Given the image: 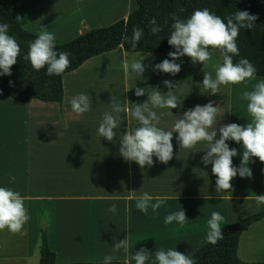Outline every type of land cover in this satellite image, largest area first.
Here are the masks:
<instances>
[{
  "label": "crops",
  "instance_id": "crops-1",
  "mask_svg": "<svg viewBox=\"0 0 264 264\" xmlns=\"http://www.w3.org/2000/svg\"><path fill=\"white\" fill-rule=\"evenodd\" d=\"M55 1L19 0L21 26L36 34L45 27L54 34L56 43H64L90 29L126 18L137 6L136 0H57L56 5ZM147 53L150 52H128L118 46L87 59L64 74L61 103L37 98L20 102L0 90V187L20 193L29 217L20 234L0 231V264H39L42 230L56 253V264L104 261L107 255L128 261L141 248L149 251V259H155V252L161 248L188 256L206 243L207 221L213 211L224 217L221 226L264 211V204L257 205L255 199L264 194V163L255 157L248 165L251 178L237 175L231 181V191L216 193L211 165L201 162L208 148L206 142L192 149H180L175 139L178 134L173 133V158L164 164L153 157V166L143 169L120 155L123 133L129 126H139L128 110L146 102L154 90L166 96L169 89L164 80L175 82L172 92L180 107L153 108L159 117L157 127L171 131L185 111L211 100L219 110L216 139L221 125L244 126L251 122L248 102L241 99V94L264 81V76H255L246 82L247 86L221 85L216 95H210V90L203 87V75L208 73L215 79L221 57L212 56L205 65L181 57L176 61L181 64V71L174 76L153 71L152 65L169 58L168 53H151L143 60L147 67L142 76L130 67L125 73L123 60L131 65ZM95 62L97 74L109 71V89L89 88L82 86L81 81L80 85L65 86L67 77H79L80 70ZM119 69L120 90L113 84L114 73ZM137 87L144 88L145 95L137 97ZM80 94L88 95L91 107L77 115L70 102ZM112 97L120 104L125 120H119L118 114L112 112ZM105 113L118 119L112 142L98 135ZM226 143L237 149L232 161L233 166L239 167L241 144L230 140ZM10 177H15L14 183H10ZM143 193L153 197L150 203H156L157 198L164 200L162 207L156 212L149 207L147 214L138 210L136 197ZM210 193L215 199H207ZM113 203L117 205L115 213L108 211ZM181 209L188 219L183 225L175 221L164 223L167 215ZM125 237L128 252L114 253V243ZM237 251L243 261L264 262V217L241 233Z\"/></svg>",
  "mask_w": 264,
  "mask_h": 264
},
{
  "label": "clouds",
  "instance_id": "clouds-1",
  "mask_svg": "<svg viewBox=\"0 0 264 264\" xmlns=\"http://www.w3.org/2000/svg\"><path fill=\"white\" fill-rule=\"evenodd\" d=\"M258 19L256 15H250L247 11H235L233 15L227 17V22L221 17L211 13L207 8L195 10L190 17L180 18L172 16L171 32L167 39L168 44L174 51L168 53V57L162 62L152 65L153 71H159L171 75H176L181 71V64L176 63L181 57L187 56L193 64L201 63L205 65L212 59V51H217L222 56V63L216 66L215 79L211 74L204 73L203 87L210 90V95H216L221 85L245 84L255 78L256 69L247 59H240L234 63L233 57L239 55L237 47V37L241 29L251 30ZM150 33L155 35L162 31V27L157 24L155 18L149 21ZM29 44V51L24 59L30 61L32 68L36 71L46 68L49 76H58L69 67V53L58 52L55 48L54 34L44 30ZM10 25L0 23V76H10L11 67L17 63L20 56V46L14 36L9 35ZM143 35V29L133 28V35L130 43L133 48L137 47ZM151 56L147 53L129 65L127 59L123 60L125 73L131 71L138 76L146 70L143 60ZM12 81H9L10 86ZM163 84L169 89L167 95H163L159 90H154L146 102L135 104L129 109L130 115L138 122V127H127L120 140L119 153L126 161H134L141 169L145 166H153V157L160 163L167 164L173 158V133L178 135L180 149H192L200 142H206L208 148L201 157L203 165H211V173L216 177L215 192L231 191V181L237 175L241 178H251V169L248 165L252 158H257L264 163V81L253 86L252 91H244L241 99L247 101V112L251 117V122L246 125L229 123L221 125L217 136L216 117L217 106H213V101L201 106L196 105L188 109L179 116L171 131H165L159 127V117L153 108L176 109L180 107L177 97L173 94L175 82L164 80ZM137 97L145 95L144 88L135 89ZM71 109L77 115H82L90 110L88 95L80 94L71 100ZM151 105V107L149 106ZM112 112L120 113L122 108L115 98H111ZM173 115L172 112L169 113ZM118 127V119L111 113H105L103 122L99 125L98 135L112 142L116 137L114 129ZM209 129H214L209 131ZM233 141L242 146L241 162L239 167L233 166L232 158L237 156V149L230 148L226 141ZM15 182V177H10V183ZM153 197L148 193H143L136 197V208L147 214L151 207L156 212L162 207L164 200L157 198L156 203H150ZM207 199H215L211 193ZM257 205L264 204V194L256 195ZM117 205L111 204L108 211L115 213ZM29 219L24 199L19 192L10 188L0 187V231L7 229L12 234H20L24 224ZM184 210H180L167 215L164 223L171 224L173 221L183 225L187 221ZM224 217L213 211L211 218L207 221L208 231L206 242L215 245L223 239L221 222ZM129 250V242L126 237L113 245V252ZM116 259L114 255L104 257V264H111ZM135 264H146L149 260V251L141 248L131 257ZM153 264H195L194 260L186 254L175 249L160 250L155 252Z\"/></svg>",
  "mask_w": 264,
  "mask_h": 264
},
{
  "label": "trees",
  "instance_id": "trees-1",
  "mask_svg": "<svg viewBox=\"0 0 264 264\" xmlns=\"http://www.w3.org/2000/svg\"><path fill=\"white\" fill-rule=\"evenodd\" d=\"M18 3L19 0H0V23L10 25L9 35L15 37L21 49L17 63L11 67V75L0 76V90L16 101L25 102L37 98L61 103L64 74L77 69L87 59L118 46H122L128 52L174 51L175 49L167 42L172 30V16L176 15L184 19L190 17L195 10L205 8L225 22L235 11H247L250 15L258 17L251 30H240L236 40L239 55L233 57V62L247 59L256 69L255 76H264V0H136V8L126 18H121L108 26L90 29L67 42H55L56 50L68 52L70 61L69 67L58 76L47 75L46 68L36 71L30 61L24 59L29 51V44L38 34L21 26ZM153 18L162 27V31L155 35L150 33L149 25V21ZM133 28L143 29V35L136 48L130 43ZM9 81L13 82L11 86ZM262 217L264 211L222 225L223 239L215 245L206 242L188 256L195 264H264V262L243 261L237 251L241 233ZM39 252V264H56V253L49 247L44 230L41 232ZM154 260L149 259L146 264H153ZM62 264H104V261ZM111 264H135V261L113 260Z\"/></svg>",
  "mask_w": 264,
  "mask_h": 264
},
{
  "label": "rangeland",
  "instance_id": "rangeland-1",
  "mask_svg": "<svg viewBox=\"0 0 264 264\" xmlns=\"http://www.w3.org/2000/svg\"><path fill=\"white\" fill-rule=\"evenodd\" d=\"M58 1H55V5L58 4ZM136 5V4H135ZM25 10V7H23V10ZM212 56H215L216 58L218 56L221 57L222 56L219 54V52L217 51H212ZM98 62L92 63L89 66H87L86 68H84V70H80L79 74L80 76L78 77V74L74 76H69L66 78L65 81V86L66 87H71L72 85H80L79 82L81 81L82 86H86L89 88H99L102 91H105L106 89H109L111 86V78H110V74L109 71L107 73H105L104 71H99V73L97 74L96 71V66H97ZM93 71H91L92 69H94ZM78 73V72H77ZM86 76V77H85ZM83 77H85V79L83 80ZM81 78V80H80ZM121 82H122V71L121 69H119L117 72L114 73V80H113V84H114V88H119V90L121 89ZM123 111H121L120 113H118V119H122L125 120V116L122 115ZM124 114V113H123ZM92 262V261H91Z\"/></svg>",
  "mask_w": 264,
  "mask_h": 264
}]
</instances>
